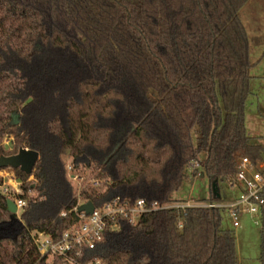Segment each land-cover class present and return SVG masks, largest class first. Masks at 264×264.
<instances>
[{"label":"trees","instance_id":"16d2710c","mask_svg":"<svg viewBox=\"0 0 264 264\" xmlns=\"http://www.w3.org/2000/svg\"><path fill=\"white\" fill-rule=\"evenodd\" d=\"M248 2L0 0V156L38 154L30 175L14 170L26 202L19 218L7 211L0 178V226L18 225L14 237H0V264H34L31 233L58 239L77 224L81 204L183 203L172 195L193 161L216 184L209 199L216 203L218 184L234 180L236 158H261L263 146L245 125L255 99L240 18ZM65 158L83 179L79 195ZM93 260L238 264L221 210L200 207L145 213L135 225L118 221L77 263Z\"/></svg>","mask_w":264,"mask_h":264},{"label":"built area","instance_id":"2783aa9c","mask_svg":"<svg viewBox=\"0 0 264 264\" xmlns=\"http://www.w3.org/2000/svg\"><path fill=\"white\" fill-rule=\"evenodd\" d=\"M65 169L69 181L80 183L79 189L81 190L83 179L73 172L69 163L65 165ZM199 171V162L193 161L187 169V175L189 178L195 179L199 176ZM0 178L2 179V192L8 195V199L15 205L16 214L21 212L25 208L26 202L18 198L21 189L20 183L15 178L14 170L0 171ZM30 179L32 180V178ZM89 184L93 187L98 186L96 181H89ZM229 185L231 188H237L240 196L223 206L213 203L197 204L192 199L166 206H159L156 203L147 205L143 200L129 204L127 201L115 198L99 208L94 207L93 212L89 215L79 214L77 224L63 232L56 240L47 234L32 232L31 241L37 252V260L34 264H49L54 257L63 258L67 264H78L77 259H80L85 251H92L96 248L107 228L115 229L117 222L121 220L135 225L141 215L158 210L198 207L226 210L232 228L236 229L239 226L238 218L241 213L256 214L264 211V149L261 158L255 163L245 156L236 158V174ZM88 264L100 263L93 260Z\"/></svg>","mask_w":264,"mask_h":264},{"label":"rangeland","instance_id":"374dc122","mask_svg":"<svg viewBox=\"0 0 264 264\" xmlns=\"http://www.w3.org/2000/svg\"><path fill=\"white\" fill-rule=\"evenodd\" d=\"M240 18L250 39V60L253 66L249 74L254 77L255 83V99L250 100L249 108L245 114V125L247 134L253 139V142L264 146V0H249L241 10ZM252 38H255L256 42ZM10 145V139L3 142L5 149H10ZM64 161L66 164L70 162L68 158H65ZM72 184L78 192L80 183L72 182ZM210 187L206 177L188 178V181L184 182L179 190L172 195V199L183 202L192 199L197 204H206L210 199ZM218 190L220 201L213 204L227 205L240 196L237 188H231L226 183H219ZM19 215L20 212L16 214V217L19 218ZM221 217L222 228L231 231L234 235L238 264H260L258 259L259 232L262 214L241 213L238 218L239 226L236 229L232 228L226 210H221ZM17 230V222L12 220L8 224L0 226V237H14Z\"/></svg>","mask_w":264,"mask_h":264},{"label":"water","instance_id":"95a60500","mask_svg":"<svg viewBox=\"0 0 264 264\" xmlns=\"http://www.w3.org/2000/svg\"><path fill=\"white\" fill-rule=\"evenodd\" d=\"M37 161L38 154L36 152L29 151L26 149H20L15 155L0 156V169H19L26 175H30ZM211 190L213 195H215L217 192L216 184L211 185ZM6 208L10 214L16 215V207L10 199L6 200ZM93 209V204L87 202L79 206L77 208V212L79 214L84 213L85 215H89L93 212Z\"/></svg>","mask_w":264,"mask_h":264},{"label":"crops","instance_id":"0c3cea01","mask_svg":"<svg viewBox=\"0 0 264 264\" xmlns=\"http://www.w3.org/2000/svg\"><path fill=\"white\" fill-rule=\"evenodd\" d=\"M263 148H264V146H263Z\"/></svg>","mask_w":264,"mask_h":264}]
</instances>
